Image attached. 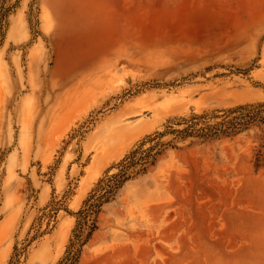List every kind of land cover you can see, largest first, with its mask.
I'll return each instance as SVG.
<instances>
[{"label":"rangeland","instance_id":"374dc122","mask_svg":"<svg viewBox=\"0 0 264 264\" xmlns=\"http://www.w3.org/2000/svg\"><path fill=\"white\" fill-rule=\"evenodd\" d=\"M6 1L0 264H59L149 135L264 103V0ZM175 144L104 203L78 264H264V123Z\"/></svg>","mask_w":264,"mask_h":264},{"label":"trees","instance_id":"16d2710c","mask_svg":"<svg viewBox=\"0 0 264 264\" xmlns=\"http://www.w3.org/2000/svg\"><path fill=\"white\" fill-rule=\"evenodd\" d=\"M6 0H0V47L4 43L8 16L15 5L9 6ZM264 103L257 106H239L231 112L237 114L218 121L209 122L207 113H194L189 118H183L178 123H186L184 127H174L169 124L168 128L157 132L149 139L154 141L144 147L146 140L131 150L117 166L119 170L107 177L99 179L96 186L91 190L83 205L75 213L77 222L73 229L70 242L59 264H78L84 245L91 239L98 228V215L104 203L111 200L121 186L130 178L147 172L156 164L167 145L177 146L175 140L179 138L196 137L207 140L221 135H233L255 123H264ZM167 133L174 136L164 141L162 137Z\"/></svg>","mask_w":264,"mask_h":264}]
</instances>
